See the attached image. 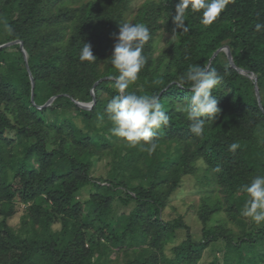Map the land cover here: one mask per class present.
<instances>
[{"label": "trees", "instance_id": "obj_1", "mask_svg": "<svg viewBox=\"0 0 264 264\" xmlns=\"http://www.w3.org/2000/svg\"><path fill=\"white\" fill-rule=\"evenodd\" d=\"M180 3L0 0V21L11 26L0 23V45L21 40L27 54L19 43L0 48V264H109L113 249L125 255L122 264H199L209 246L219 254L207 264H264V223L242 215L247 194L240 190L264 174V27L256 28L264 25V0H228L209 25L201 11ZM124 22H142L151 33L148 61L129 90L158 93L170 117L152 154L111 135L106 115L97 119L117 94L108 58ZM165 29L174 37L158 49ZM84 42L96 62L79 59ZM223 46L248 74L222 50L212 58ZM190 64L222 77L213 89L221 112L205 120L201 136L178 110L191 95L190 85L178 83ZM93 99L90 108L77 103ZM101 161L106 172L95 176ZM197 170L210 178L213 194L197 212L195 239L181 216L166 219L164 209ZM20 206L13 226L8 221ZM120 207L129 210L115 213ZM180 229L184 238L169 247Z\"/></svg>", "mask_w": 264, "mask_h": 264}, {"label": "clouds", "instance_id": "obj_2", "mask_svg": "<svg viewBox=\"0 0 264 264\" xmlns=\"http://www.w3.org/2000/svg\"><path fill=\"white\" fill-rule=\"evenodd\" d=\"M228 0H181L178 7L187 9L191 5L194 11H201V22L211 24L224 9ZM5 29L11 31L6 21ZM264 25L257 24L259 30ZM115 43L108 58L109 63L117 70L113 77L112 87L116 95L111 96L105 105L104 112L97 115L103 120L105 115L111 122V135L122 138L130 147L140 146L142 151L152 154L157 149L158 131L170 123V117L158 93L138 94L130 91L145 67L148 57L144 55V46L150 40L151 33L144 23L124 22L119 31L114 34ZM79 59L90 63L96 62L90 43H82ZM222 77L215 68L208 65L190 64L178 78L180 87L190 85L191 95L184 98V103L178 110L186 115L190 122V131L196 136L204 132L205 120L214 121L221 112L218 100L213 95V89L220 83ZM153 83H160L159 80ZM237 143L229 145V150L235 152ZM247 194L242 215L251 218L256 224L264 223V174L255 175L249 182L240 186Z\"/></svg>", "mask_w": 264, "mask_h": 264}, {"label": "rangeland", "instance_id": "obj_3", "mask_svg": "<svg viewBox=\"0 0 264 264\" xmlns=\"http://www.w3.org/2000/svg\"><path fill=\"white\" fill-rule=\"evenodd\" d=\"M145 0H136V4H139ZM160 1V0H157ZM165 3H170V0H163ZM174 37V32L172 30H162L160 31L157 37V47L158 49H162L165 47L167 40ZM201 162V161H199ZM106 166L105 162L101 161L98 163L93 169V175L98 176L105 174ZM213 183L211 182L209 177H204L203 170H197L194 174L185 176L183 181L181 182L180 187L173 193L171 196V200L168 205L164 209V216L166 219L178 218L181 216L183 220L190 226V230L194 235V238H200V229L201 222L198 219L197 212L200 208L201 203L205 200L208 195L213 194ZM83 197L88 196V192L84 191ZM22 206H20V210L16 213L11 219H9V224L13 226H17L20 221V216L22 214ZM128 208H117L115 213H119L121 211L127 213ZM60 225L58 223H54L52 228L58 229ZM185 236V232L183 230H178L177 237L173 243L169 244V247L173 244L179 243ZM215 246L207 247L202 255V258L199 261V264H207L214 258V254L218 255L217 249ZM111 261L109 264H122L125 255L122 254V251L118 249H113L111 251ZM161 264H169V263H161Z\"/></svg>", "mask_w": 264, "mask_h": 264}, {"label": "water", "instance_id": "obj_4", "mask_svg": "<svg viewBox=\"0 0 264 264\" xmlns=\"http://www.w3.org/2000/svg\"><path fill=\"white\" fill-rule=\"evenodd\" d=\"M15 43H19V45H20V47H21V49H22V52H23V54H24V58L26 59V58H27V54H26V51H25V49H24V47H23V42H22L21 40H14V41H10V42H7V43H4V44H1V45H0V48H1V47H5V46H10V45L15 44ZM221 50L224 51V52L226 53L227 59H228V61H229V63H230L231 66H233L234 68H236L240 73L248 74L246 70H244V69H242V68H238V67L235 66L234 61H233V58H232V54H231V52H230V50H229V48H228L227 46H223V47L217 49V50L214 52L212 58L215 57V55H216L219 51H221ZM212 58H211V59H212ZM26 64H27V63H26ZM249 77L252 78V79H254L255 93H256V95H257V97H258V103H259V106L261 107L260 95H259L258 86H257V77H256V75L253 74V73L249 74ZM30 78H31V82H32V84H33V80H32V76H31V74H30ZM54 98H55V96L50 97V98L48 99V101H47L44 105H46V106L49 105V104L54 100ZM32 99H33V96H32ZM94 102H95V100L93 99L92 102H87V103H84V102H77V103H78L79 105L83 106V107L90 108V107L94 104Z\"/></svg>", "mask_w": 264, "mask_h": 264}]
</instances>
